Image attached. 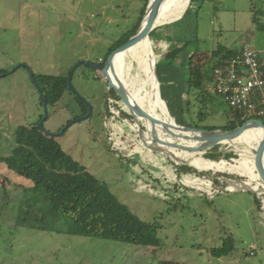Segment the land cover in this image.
<instances>
[{
  "label": "rangeland",
  "instance_id": "obj_1",
  "mask_svg": "<svg viewBox=\"0 0 264 264\" xmlns=\"http://www.w3.org/2000/svg\"><path fill=\"white\" fill-rule=\"evenodd\" d=\"M146 3L0 0V71L7 72L0 75V156L12 153L19 126L36 124L44 117L41 95L31 74L69 76L79 62L102 63L109 49L138 23ZM189 5L190 0H185L183 8L168 14L174 0H166L160 14L168 15L156 27L159 33L187 41L196 33V41L175 61L182 68L190 54L202 52L201 63L219 45L264 51V30H258L253 22L255 15L264 24V0H196L191 11L194 18L173 25ZM163 43L154 44L153 54L150 42L147 53L150 61L156 60L162 68L166 53L183 42L172 43L170 49ZM135 58L133 51L121 53L110 74L118 88L130 93L133 103L147 110L144 89L150 92L151 85L140 67L136 69ZM132 62L136 63L134 69ZM72 86L74 91H67L60 102L49 107L46 131L60 134L71 121L85 115L76 93L84 104L89 103L92 115L56 140L105 182L133 214L154 226L160 245L146 247L47 231L28 203L23 207L24 221L20 207L25 195H33V183L0 163V264H264V182L254 167L255 136L250 144L236 140L220 145L219 152L235 155L230 160L210 161L205 157L207 151L185 153L167 146H161L166 150L162 154L141 142L133 118L113 99L100 72L81 65L74 72ZM159 90L161 95L160 85ZM162 91L169 101L170 88L164 86ZM219 102L208 105L204 125L222 128L227 122V105ZM190 111L179 121L168 111L172 125L195 127L202 112L195 97ZM138 119L146 128L148 119ZM143 137L153 144L152 136L147 140L144 132ZM244 188L256 193L238 191ZM228 237L234 239L235 251L213 257L211 250L220 248Z\"/></svg>",
  "mask_w": 264,
  "mask_h": 264
},
{
  "label": "trees",
  "instance_id": "obj_2",
  "mask_svg": "<svg viewBox=\"0 0 264 264\" xmlns=\"http://www.w3.org/2000/svg\"><path fill=\"white\" fill-rule=\"evenodd\" d=\"M149 1L147 0L135 27L125 33L123 38L109 49L101 64L105 63L113 50L125 44L136 33L144 18ZM195 2L196 0H190L187 11L172 24L179 25L181 21H185L187 18H194L191 11ZM197 14L198 11L195 14V21ZM253 22L258 30H264V24L255 15ZM194 31L196 32V26H194ZM196 38L195 33L194 39L191 41L181 40L174 35L164 33V31L159 33L156 29L150 34V40L142 41L148 54V44L150 42L153 54L155 53V43L163 41V44L170 49L172 43L176 45V42H183L181 46H173L166 53L164 68L156 60L155 62L151 61L154 73L156 69L161 88V98L166 103L170 116L179 121L182 115L190 114L192 98L195 97L202 104V112L199 113V121L195 122V127L212 131L217 129L233 130L242 126L252 117L247 116L243 110L230 107L225 97L215 91L214 73L216 69L226 67L232 59L239 56L243 47L228 48L219 45L215 50L209 52L207 59L201 63L198 62V59L202 52L195 51L188 57L185 68H182V65L179 66L175 61L180 54L186 51L188 44L196 41ZM135 64L132 62L133 67ZM136 67V69L139 68L138 64H136ZM5 73L7 72L0 71V75ZM68 77L31 75L34 84V80H36L40 86L39 93L41 91L44 93L48 107L55 106L61 101L64 94L71 90L68 87ZM164 86L169 87L172 91V98L169 101L163 95L162 87ZM111 96L118 103L114 92L111 93ZM218 100L220 104L227 105V109L224 110L228 115L227 122L222 128L204 125L203 122L209 117L205 110H207L209 104L216 103ZM79 101L85 107L86 115L87 106L83 100L79 99ZM41 104L43 105L42 97ZM125 114L127 117H131L127 110ZM42 120L43 116H41L39 122ZM260 120L264 122V119ZM201 121L202 125H200ZM39 122L28 126H19L14 132L15 146L12 153L9 156H0V163H3L8 170L33 183L31 188L33 195L29 193L31 196L25 195L22 199L21 219H23V207L28 203L32 206L31 211L40 215V220L37 221L47 231L146 247L159 246L160 240L156 236L154 226L133 214L111 192L105 182L98 180L80 162L67 154L56 138L40 131ZM248 131L253 135H264V130L255 129L254 127H250ZM219 148L220 146H216L208 150L205 157L210 161H218L221 158L230 160L235 156L232 153L223 154L219 152ZM39 203L45 206L39 207ZM23 220L26 221V219ZM234 251L235 241L233 238L228 237L223 240L220 248L211 250V255L215 258H222L229 256Z\"/></svg>",
  "mask_w": 264,
  "mask_h": 264
},
{
  "label": "water",
  "instance_id": "obj_3",
  "mask_svg": "<svg viewBox=\"0 0 264 264\" xmlns=\"http://www.w3.org/2000/svg\"><path fill=\"white\" fill-rule=\"evenodd\" d=\"M166 0H151L148 4L146 14L141 22L140 27L136 31L134 35H132L128 41L123 44L122 46L116 48L113 50L109 56L107 57L104 64L98 63V62H79L71 71L69 77H68V87L69 89L73 90L72 86V78L74 75V72L77 70V68L81 65H86L87 67L96 70L97 72H100L104 78V80L108 84V92L112 93L114 92L116 99L127 109V111L130 113L131 117L133 118V121L137 127L138 137L141 140V142L149 149H152L154 151L160 152L162 154H166V150L162 149L161 146H167L170 148H173L174 150L185 152V153H200L208 151L216 146H220L225 143L234 142L236 140H239L250 127H254L255 129H261L264 130V122L259 119H250L246 121L242 126H239L233 130H204L199 129L196 127L186 126V125H180L176 123V127L174 129H177L179 132L183 133H176L169 131V127L162 123L160 120L152 116L146 109H144L139 104L133 103L130 97V93L128 94L125 90L118 88L113 80L112 76L110 74V71L113 72L114 69V59L116 55L126 52L133 47L137 46L144 40H150V34L156 30V27L159 23V17L161 13L162 6L165 4ZM33 75V74H31ZM155 75L156 79L159 85L158 77L156 74L155 69ZM35 84L40 89L39 84L36 80ZM41 91V90H40ZM41 97L43 102V108H44V117L43 120L39 122V129L40 131L44 132L46 135L50 137L57 138L59 135H63L65 131L71 127L73 124L77 122H81L83 120H86L92 115V108L89 103L85 102V105L87 106V114L84 115L81 118L75 119L71 121L61 132L60 134H54L49 131H46L44 127L45 120L48 119L49 116V107L46 102V98L44 93L41 91ZM76 93V92H74ZM76 95L81 98L83 101L84 99L76 93ZM138 117L148 119L153 125H162L165 128V131L167 134L170 135L171 138L179 139L183 141H194L197 143L195 146H187L182 145L181 143H171L169 141H166L165 139L158 136V134L155 133V131H151L150 134L153 137V144L146 143L143 133L145 132V129L143 125L140 123ZM184 133H190V136H185ZM156 146V147H155ZM263 154H264V135L261 139V141L258 144V147L255 148V157H254V167L256 172L258 173L261 180L264 182V163H263ZM244 184V183H243ZM250 191L253 193H256V191L252 188H244L240 189L238 191Z\"/></svg>",
  "mask_w": 264,
  "mask_h": 264
},
{
  "label": "built area",
  "instance_id": "obj_4",
  "mask_svg": "<svg viewBox=\"0 0 264 264\" xmlns=\"http://www.w3.org/2000/svg\"><path fill=\"white\" fill-rule=\"evenodd\" d=\"M214 89L233 109L264 119V51L243 47L226 67L215 70Z\"/></svg>",
  "mask_w": 264,
  "mask_h": 264
},
{
  "label": "bare ground",
  "instance_id": "obj_5",
  "mask_svg": "<svg viewBox=\"0 0 264 264\" xmlns=\"http://www.w3.org/2000/svg\"><path fill=\"white\" fill-rule=\"evenodd\" d=\"M184 5H185V0H174V7L168 14L175 12L177 10H180L181 8H183ZM168 14H160L158 21L162 22L167 17ZM128 51L134 52L135 57H136L135 61L138 63L140 69L143 71L145 77L149 80L150 85H151L150 92L148 91V89L147 90L144 89L145 90L144 101L147 105V111L152 116L160 120L162 123H165L169 127L168 128L169 131L183 134L179 132L177 129H174V125H172V121L170 120L169 115H168V108L166 106V103L163 101L160 95L159 85L156 79V75L151 66L150 57L147 54V51L145 47L143 46L142 42ZM120 54L116 55L114 59V64H113L114 67H116L115 65L116 59ZM159 112L162 113V116H159L158 114ZM151 131H155V133L158 134V136H160L161 138H167V139L169 138L170 140L174 139V138H171L170 135L166 133L165 128L162 125H153L150 122V120H148L147 125H146V131H145V136L147 140H150ZM184 135L188 137L190 136V133H184ZM254 136L255 138H257L256 147H258V144L261 141L263 136L253 135L248 130L239 140L244 141L246 144H250ZM180 141H183V140H180Z\"/></svg>",
  "mask_w": 264,
  "mask_h": 264
},
{
  "label": "crops",
  "instance_id": "obj_6",
  "mask_svg": "<svg viewBox=\"0 0 264 264\" xmlns=\"http://www.w3.org/2000/svg\"><path fill=\"white\" fill-rule=\"evenodd\" d=\"M243 47V46H242ZM131 69H134V67H132ZM132 71V70H131ZM131 71L128 72L129 75H131Z\"/></svg>",
  "mask_w": 264,
  "mask_h": 264
}]
</instances>
